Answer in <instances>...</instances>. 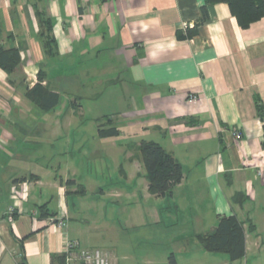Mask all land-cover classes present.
Instances as JSON below:
<instances>
[{
	"label": "crops",
	"instance_id": "0c3cea01",
	"mask_svg": "<svg viewBox=\"0 0 264 264\" xmlns=\"http://www.w3.org/2000/svg\"><path fill=\"white\" fill-rule=\"evenodd\" d=\"M205 3L0 0L2 40L21 55L14 72L0 68V264H17L24 237L28 264H60L53 255H65V264H87L78 251L95 248L110 264H169L171 254L178 264H264V180L258 175L264 167L258 110L264 109V17L242 28L226 3L211 4L197 34L181 38L179 32L201 20ZM38 12L52 21L55 54L47 53L40 36ZM40 72L43 84L62 97L47 111L26 97ZM85 89L94 99L117 93L110 117L119 135L97 133L115 148L93 155H120L115 169L121 179L88 175L95 199L88 197L80 160L71 159L74 150L61 149L64 160L53 166L38 154L41 142L31 140L34 134L52 140L65 125L91 118L81 97L72 100ZM122 136L133 139V146L118 144ZM142 139L160 143L183 166L170 199L149 192L137 147ZM137 186L141 191L131 188ZM15 195L23 211L10 222ZM167 200L178 212L160 211ZM43 205L48 216L40 211ZM61 213L67 221L62 227L51 220ZM224 215L255 228L246 231V252L237 260L205 251L193 238ZM185 217L196 223L193 228L168 227ZM68 241L78 242L70 255Z\"/></svg>",
	"mask_w": 264,
	"mask_h": 264
},
{
	"label": "trees",
	"instance_id": "16d2710c",
	"mask_svg": "<svg viewBox=\"0 0 264 264\" xmlns=\"http://www.w3.org/2000/svg\"><path fill=\"white\" fill-rule=\"evenodd\" d=\"M216 3H226L236 17L239 26L248 28L252 23L259 21L264 17V0H206L202 7V17L193 27H188L186 32H179L181 38H191L198 32L199 24L208 17L207 6ZM43 33L40 36L44 39V45L47 53L55 54L56 41L52 36V21L38 12ZM21 63L20 51L17 48H9L2 40L0 31V68L7 73H12ZM44 75L38 74L37 83L26 88V97L37 105L40 109L47 111L55 108L61 102V94L53 91L48 84H43ZM259 116L264 119V109L261 105L258 107ZM107 123L99 125L98 134L100 137L118 136L119 129L112 121L110 116H106ZM264 145V142H263ZM140 155L146 169V178L149 182V192L158 197H173V189L183 179L182 164L168 152L160 143L154 140L142 139L137 145ZM71 180L67 181L70 184ZM85 189L82 188V192ZM240 194H235L236 199ZM47 206L40 207L43 216H48ZM20 212H17V216ZM14 216V219H15ZM240 220L236 215L220 216L217 225L210 231L197 233L193 236L201 246L208 252L228 254L231 260L242 258L246 252L245 237L246 231H253L254 225ZM19 239L20 255L17 264H28L24 253V240ZM53 261L65 264V255H53ZM169 264H178L174 254L169 257Z\"/></svg>",
	"mask_w": 264,
	"mask_h": 264
},
{
	"label": "rangeland",
	"instance_id": "374dc122",
	"mask_svg": "<svg viewBox=\"0 0 264 264\" xmlns=\"http://www.w3.org/2000/svg\"><path fill=\"white\" fill-rule=\"evenodd\" d=\"M94 92L90 91H81L79 93H76V96L72 97V100L75 98H78L77 100H81L83 104V111L84 115L86 117L91 118H83L80 117L79 119H76L75 122H73L71 125H65L62 129H60V135L58 137H53L51 140V137H49L48 140L43 139V134H34L31 136L32 141H37L39 144L41 142V146H38L39 150L38 154L45 155L44 161L45 164H51L53 166H56L58 164H62L61 161L64 159L59 155V151L61 149H70L74 150L73 158H71L73 161L80 160L81 164L79 165L83 174H85V178L87 179V188L89 192V196L92 199H95V193L92 192V186L94 185V181H92L88 175L95 177L96 174H106L107 176L115 174L117 178H119L120 181V175L116 171L115 168H117V160H119L120 155L113 157V156H98L93 155V152L95 150H107V149H113L115 148L112 145H106L109 144L110 140L106 139H100L98 137V127L99 124L103 123L106 119V116H111L113 114V110L116 109L115 97L117 96L116 92L113 91H105L102 92L99 98L92 97ZM103 94V95H102ZM71 98V97H69ZM64 102L69 101L67 95L63 96ZM118 108V107H117ZM68 110V108L66 109ZM59 111H65L64 106H62ZM40 116L45 115L44 113H40ZM83 115V116H84ZM101 115L100 118H96L95 116ZM153 138V137H151ZM29 139V138H28ZM133 139H128L124 136L117 138L118 144L122 143L125 145L127 142L130 144L129 146H133ZM81 149L83 152H79L78 149ZM37 149V148H36ZM141 158V157H140ZM68 159V158H66ZM50 164V165H51ZM126 164L124 163L123 166ZM117 172V173H116ZM115 179V178H114ZM110 182V181H109ZM108 182V183H109ZM124 182V181H123ZM120 186H124V183H120ZM133 190H140V186L137 187H131ZM141 193V192H140ZM89 199V198H88ZM155 200H151L150 204H153ZM170 200H167L164 204L161 205V210L163 212L169 213V211H172L174 213L178 212L175 210V207L172 205L169 207ZM159 203H162L161 200ZM172 203V202H171ZM120 213V209L118 210ZM168 220V219H167ZM193 224H196L193 222V219L190 217H185L183 219H180L179 221H176L175 225H169V228H173L179 225V227L182 228H188L192 227ZM160 227H163L161 225Z\"/></svg>",
	"mask_w": 264,
	"mask_h": 264
},
{
	"label": "built area",
	"instance_id": "2783aa9c",
	"mask_svg": "<svg viewBox=\"0 0 264 264\" xmlns=\"http://www.w3.org/2000/svg\"><path fill=\"white\" fill-rule=\"evenodd\" d=\"M196 98L197 97L195 95H191L189 97L190 100H195ZM234 136L238 140H241L243 137L241 131L239 130L234 131ZM258 175L264 180V167L259 169ZM14 200V203L9 206L7 211L8 220L10 222H14V216L17 212L21 213L23 211L22 200L19 198V195H15ZM51 220H54L53 222H55L60 227L65 226L67 223L66 217L62 215V213ZM76 247H78V242L68 241L66 244V253L70 255L71 251ZM78 258L87 264H110L109 259L104 255L102 250L98 248L81 249L78 251Z\"/></svg>",
	"mask_w": 264,
	"mask_h": 264
}]
</instances>
